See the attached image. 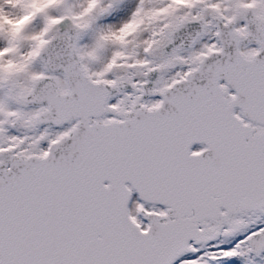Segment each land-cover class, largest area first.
Masks as SVG:
<instances>
[{"label": "snow or ice", "instance_id": "obj_1", "mask_svg": "<svg viewBox=\"0 0 264 264\" xmlns=\"http://www.w3.org/2000/svg\"><path fill=\"white\" fill-rule=\"evenodd\" d=\"M0 264H264V0H0Z\"/></svg>", "mask_w": 264, "mask_h": 264}]
</instances>
